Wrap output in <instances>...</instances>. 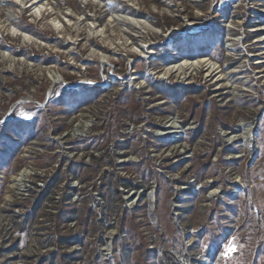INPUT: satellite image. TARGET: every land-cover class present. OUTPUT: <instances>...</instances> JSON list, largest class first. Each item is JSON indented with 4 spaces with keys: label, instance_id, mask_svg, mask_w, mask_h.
<instances>
[{
    "label": "rangeland",
    "instance_id": "rangeland-1",
    "mask_svg": "<svg viewBox=\"0 0 264 264\" xmlns=\"http://www.w3.org/2000/svg\"><path fill=\"white\" fill-rule=\"evenodd\" d=\"M30 4L0 0V264H264V0Z\"/></svg>",
    "mask_w": 264,
    "mask_h": 264
},
{
    "label": "bare ground",
    "instance_id": "bare-ground-1",
    "mask_svg": "<svg viewBox=\"0 0 264 264\" xmlns=\"http://www.w3.org/2000/svg\"><path fill=\"white\" fill-rule=\"evenodd\" d=\"M29 1L31 3L30 7H34V6H38V5L42 4L44 0H29ZM45 12H46V10L39 11V16H42V14ZM123 19L125 22L130 23L131 25H135V26H138L141 23L140 21H136L130 17H123ZM120 21L121 20H116V19L113 20V22H120ZM13 32H14L13 34L16 36L27 37V36H25V33H23V35H22V33L18 32L17 30H14ZM26 43H29V41H27ZM197 68H199V69L207 68V70H209V73H211V74H213L215 72V70L213 68L211 70L209 59L203 57V58H198L195 60H182L180 64H174V65L167 66L165 68V75L171 76V75L179 74V73L185 74L186 71L194 70ZM262 73H264V71ZM26 176H27V172L23 171L22 173H20L16 176L17 177L16 181L20 182L21 180L26 178Z\"/></svg>",
    "mask_w": 264,
    "mask_h": 264
},
{
    "label": "trees",
    "instance_id": "trees-1",
    "mask_svg": "<svg viewBox=\"0 0 264 264\" xmlns=\"http://www.w3.org/2000/svg\"><path fill=\"white\" fill-rule=\"evenodd\" d=\"M54 180V179H53ZM52 181V180H51ZM120 182H121V185L125 188V189H128L129 187H131V188H134V189H137L138 188V186L137 185H135V183L133 182V180H126V179H122V180H119ZM126 183L128 184V185H126ZM130 184V185H129ZM118 238L120 239V235H118ZM176 264H178V263H176Z\"/></svg>",
    "mask_w": 264,
    "mask_h": 264
},
{
    "label": "snow or ice",
    "instance_id": "snow-or-ice-1",
    "mask_svg": "<svg viewBox=\"0 0 264 264\" xmlns=\"http://www.w3.org/2000/svg\"><path fill=\"white\" fill-rule=\"evenodd\" d=\"M37 11H39V9H37Z\"/></svg>",
    "mask_w": 264,
    "mask_h": 264
}]
</instances>
